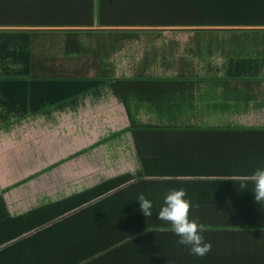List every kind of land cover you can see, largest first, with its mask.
Instances as JSON below:
<instances>
[{
    "label": "trees",
    "instance_id": "16d2710c",
    "mask_svg": "<svg viewBox=\"0 0 264 264\" xmlns=\"http://www.w3.org/2000/svg\"><path fill=\"white\" fill-rule=\"evenodd\" d=\"M120 54L131 59L130 75L118 74ZM262 85L264 0H0V132L30 119L77 112L85 98L114 97L125 107L129 124L91 149H116L119 139L130 137L138 163L133 173L33 210L43 213L42 225L29 223V214L7 225L17 229L20 220L18 236L23 237L43 229L54 214L64 216L86 205L77 215L92 211L93 201L113 192L96 206L105 209L108 220L124 212L140 215L132 220L134 251L142 253L147 246L145 238L139 239L146 233L159 236L152 242L170 245L167 238L177 239L175 234L165 240L157 234L171 228L157 219L166 192L191 181L247 179L264 167V126L209 122L219 111L236 115L252 105L264 107ZM241 103L245 107L235 110ZM182 189L192 205L189 219L204 229L264 228L260 220L221 218L215 209L219 202L203 205L199 195L188 194L191 188ZM139 193L153 203L150 218L139 210ZM10 228L3 232L0 226V245L13 242ZM28 241L39 242L35 237ZM163 247L154 244L151 251Z\"/></svg>",
    "mask_w": 264,
    "mask_h": 264
},
{
    "label": "crops",
    "instance_id": "0c3cea01",
    "mask_svg": "<svg viewBox=\"0 0 264 264\" xmlns=\"http://www.w3.org/2000/svg\"><path fill=\"white\" fill-rule=\"evenodd\" d=\"M260 89L262 90L261 93L264 94V85H262ZM104 99L106 98H103V100ZM112 99L119 103L116 98L112 97ZM78 119L82 126L79 127L80 137L79 134H77V137L85 139L84 134L86 132L88 117H80L78 115ZM146 119L149 120V116H147ZM212 119H216L211 122V124H214L213 126L219 123L221 126H226V124L233 122L247 126H264V124L253 123L257 121L262 122V120H264V107L256 109L252 105L247 112L244 111L236 115L228 111L223 113L219 111ZM28 121H31V119ZM202 123H206V119L204 120L203 118ZM19 132L20 127L16 126L11 131H1L0 133L7 134L10 139L15 141L20 138ZM128 138L130 143V137ZM130 146L132 150L128 151V158H133L135 162V169L132 170L133 173L137 170L138 163L132 142ZM11 147L12 150L20 149V145L16 144V142H11ZM83 151L84 148L76 152V155ZM88 157L89 155L86 158L87 161L90 160ZM93 160L90 167L87 163V171L89 169L101 171V164H97L96 158H93ZM125 160L124 163L127 164L126 162H128L129 159ZM16 166H10L9 169L13 167L12 170L18 176V180H13L8 183V187H10L11 191L6 194L12 193L29 184L17 186L30 178V176L22 175L21 168L16 169ZM110 166H114V163L111 162ZM0 170L3 169L0 167ZM85 171L86 170H82V177H80V179H77L76 174L73 180L63 181L61 186L58 187L59 189H55L51 192L49 188L47 194L43 193L38 198H36V196L31 198L25 197L24 193L18 195V200H15L11 214L0 221L3 232L6 228H10L7 225L8 223L11 221L15 222L16 218H21L27 214H29L30 217L29 223H39V225H42V223H45L43 213L40 211L31 213L33 210L52 206L74 195L84 193V191L88 189L95 188L106 180L124 175L122 173L117 174L113 168L112 171H114V175L117 174L115 177L100 179L97 180L98 182H92L90 186H86L83 174ZM62 172L74 173V168L69 167L62 169ZM3 182H5V177L0 173V193L7 190V188L5 189L3 186ZM207 182L208 183L202 184L200 181H191L186 183L191 184L190 186L180 187L179 189L191 188V192H188V194L199 195V202L203 205L209 203L210 200L219 202V206H216L215 209L221 211V218L244 221L260 220L264 222V205L254 200V193L252 191L254 185L249 178L219 181L207 180ZM242 185H246V187H242ZM161 186H165L166 188L168 184H163ZM112 193L93 201L91 204L92 211L88 212L87 210L81 213V216H79V214L77 215L78 212L88 209V205H86L79 207L75 212H68V214L64 216L63 214L59 216H55L54 214L46 219L51 222H47L43 229L39 226V228L32 230L28 234L26 232L23 237L18 236L22 233L21 223L20 220H18V228L16 229V227L13 226L7 233V235L14 237L12 240L13 242L0 245V264H264V228L259 227L204 229V235L207 236L204 237V240L212 245L210 253L204 257H197L190 254L185 246L177 244L178 238H167L170 245H166L162 242H152V240L159 238V236H147V233L145 237L139 238L141 240L145 238L147 241V246L141 249L142 253L134 251L133 246L136 247L134 245L135 241L130 239L132 234V220L138 219L140 215L124 212L115 215L112 220H108L106 218L107 214L105 213V209H100L96 206V203L101 202L104 204L108 202ZM2 194L6 195L5 193ZM78 202H81V200ZM70 207V205H67V207L64 206L63 209ZM105 219H107L109 223H104ZM110 222H115V226L110 225ZM157 234H161L162 239L165 240L166 238H163L164 236H171L174 233L169 229L160 230ZM215 234L220 236V238H211V236ZM30 237L37 238L39 240L38 245L32 241H28ZM3 240H5V237L2 238V241ZM154 244H162L164 247L156 252H152L151 246ZM103 249L107 250L104 254L98 253L99 250Z\"/></svg>",
    "mask_w": 264,
    "mask_h": 264
},
{
    "label": "rangeland",
    "instance_id": "374dc122",
    "mask_svg": "<svg viewBox=\"0 0 264 264\" xmlns=\"http://www.w3.org/2000/svg\"><path fill=\"white\" fill-rule=\"evenodd\" d=\"M183 37L181 41L184 42L187 36ZM121 54L116 58L117 61H121L118 74L119 76L130 75L131 59H128L129 57L124 56V54L121 57ZM131 54L130 52L129 55ZM84 100L85 103L79 106L77 112H58L50 120L48 118H36L19 124L20 138L18 140L14 141L7 134L0 133V167L3 169L0 170V173L5 177V182H3L5 189H10L8 187L10 181L18 180V176L12 170L16 165V169L21 168L22 175H29L30 177L38 175L25 187H21L6 195L0 194V221L11 214L18 195L24 193L25 197L36 196L38 198L43 193L47 194L49 188L51 192L59 189L58 187L61 186L63 181L73 180L76 174L77 179H80L82 170H86L83 172L86 181L85 185L90 186L92 182H98L97 180L112 178L121 173H132V170L135 169L133 158H128V152L124 151L131 145V142L129 143L128 141L129 138L119 139L117 141L119 145H115L116 149L108 145L91 149L110 132L120 131L129 124L124 106L112 98L102 99L100 102L92 101L89 98ZM244 107V103H241L235 110ZM78 115L80 117H88L84 134L85 139L77 137V134L80 137L79 127L82 126ZM215 120L210 119L209 122ZM247 121L249 122L248 119ZM253 123L264 124V120ZM11 142H16V144L20 145V149L12 150ZM83 148L84 151H89L88 154L83 157H75L76 152L83 150ZM88 155L90 160L87 161ZM93 158L97 159V164H101V171H93L91 169L87 171V163L90 167ZM108 159L114 163V166H110L111 162ZM125 159H129L126 162L128 165L124 163ZM58 162H64V164L52 172L43 174L47 168L58 164ZM10 166H13L12 169H9ZM69 167L74 168V173L62 172V169ZM113 168L117 173L116 175L112 171Z\"/></svg>",
    "mask_w": 264,
    "mask_h": 264
},
{
    "label": "clouds",
    "instance_id": "9594fccd",
    "mask_svg": "<svg viewBox=\"0 0 264 264\" xmlns=\"http://www.w3.org/2000/svg\"><path fill=\"white\" fill-rule=\"evenodd\" d=\"M253 183L254 200L264 205V167H258L250 176ZM246 187V185H242ZM187 193L183 189H172L165 193L163 206L157 214V219L169 223L170 230L178 237L177 244L185 246L190 254L204 257L212 249L211 243L205 242L201 233L204 226L196 219H189V211L192 207L189 200L185 199ZM136 201H139L140 212L150 218L153 214V203L143 193H139Z\"/></svg>",
    "mask_w": 264,
    "mask_h": 264
}]
</instances>
